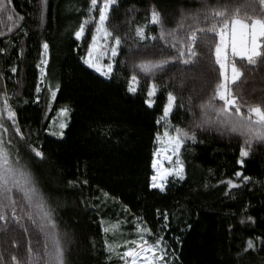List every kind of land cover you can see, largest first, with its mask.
Returning a JSON list of instances; mask_svg holds the SVG:
<instances>
[{
    "label": "trees",
    "instance_id": "trees-1",
    "mask_svg": "<svg viewBox=\"0 0 264 264\" xmlns=\"http://www.w3.org/2000/svg\"><path fill=\"white\" fill-rule=\"evenodd\" d=\"M89 3L48 0L41 22L40 0H11V14L14 19H22L12 25L8 14L0 16V31L5 32L0 37V48L6 49L0 53V93H15L10 103L17 111L23 139L14 130L10 132L19 155L55 211L58 230L67 233L64 242L69 264H108L102 220H120L132 228L139 218L140 223L156 232L163 223L157 210L169 213L172 230L166 238L178 254L176 264H264V251L235 258L238 246L248 238L256 239L259 247L258 238L264 236V186L250 183L230 190L226 183H219L229 178L240 183L234 173L239 168L240 147L245 146L243 138L215 128H192L193 118L186 111L189 97L199 105L219 82L214 54L205 50L207 58L189 65L173 61L154 76L136 69L138 90L127 91L134 64L175 54L160 41L150 42L154 47L142 46L135 38L136 26L148 23L155 7L166 26L175 27L182 12L187 14L201 6L199 0H117L106 27L113 35H126L127 39L118 55L124 63L114 65L109 78L89 68L82 59L87 55L94 23L80 39L74 36ZM93 16L98 19V9ZM8 27H12L11 32ZM148 32L158 35L159 26L149 24ZM45 40L50 45L46 57L49 62L42 78L37 65L41 66ZM236 60L243 74L231 83L233 94L251 103L260 102L264 98V57L258 58L255 65L246 59ZM13 66L17 67L16 73L11 72ZM152 83L157 85V92L155 104L149 107L145 100ZM37 84L41 87L39 93L35 91ZM49 89L56 92L55 99ZM168 91L177 97V105H185L174 106L169 123L187 128L190 134L195 132L198 142L186 141L181 148L186 179L171 180L161 192L149 185L155 138L160 130L156 121L162 115ZM64 107L70 109L64 136L45 132L50 119ZM192 110L198 115V108ZM246 147L251 155L245 159L244 174L253 181H264V142ZM34 148L42 150L44 157H36ZM84 180L88 181L86 185ZM103 192L109 193L107 200ZM15 198L22 201V194ZM247 203L251 210L246 215L256 220L255 225L247 221L240 224L246 219L243 207ZM27 211L26 205L24 212L18 207L19 222L0 221V252L7 264H11V254L25 261L30 247L43 250L46 240L39 217L34 216L37 223H33L25 215ZM230 225L234 232L229 233ZM173 236L180 242L172 240ZM148 238L151 240V236ZM112 264L118 261L113 258Z\"/></svg>",
    "mask_w": 264,
    "mask_h": 264
},
{
    "label": "snow or ice",
    "instance_id": "snow-or-ice-1",
    "mask_svg": "<svg viewBox=\"0 0 264 264\" xmlns=\"http://www.w3.org/2000/svg\"><path fill=\"white\" fill-rule=\"evenodd\" d=\"M11 0H0V16L7 15V20L15 25L18 19H14L11 14L12 9L8 7ZM117 0H90L86 9V15L74 31L76 39L85 35L86 28L94 23L92 29L91 43L88 45L87 58H83L84 63L100 73L104 77H110L114 72V65L124 61L118 60V55L122 51L123 41L127 39L125 35H113V32L106 27L109 20L110 9L116 5ZM200 7L190 13H183L180 19L175 23V27L166 26L162 14L152 8L150 11V20L144 25H137L135 28V38L142 46L154 47L150 42L160 41L163 45L175 51L174 55L167 56L159 60L146 59L133 65V75L128 81L127 91L136 93L139 80L135 70L139 69L145 75L154 76L165 65L176 61L184 65L193 64L200 59L207 58L205 50L214 54V66H219V82L210 96L199 105H195L191 97L188 98V111L192 118V128L206 129L215 128L217 131L228 134H237L243 138L244 145L240 147L239 157L237 159L238 170L234 176L240 179L236 183L229 178L219 183L227 184L228 189H240L250 183L264 186V181H253L252 177L244 174L245 159L249 158L251 153L247 145L253 142H264V98L260 102L251 103L233 94L229 87V81L235 83L241 76L242 70L237 66L236 58L246 59L251 65L257 64L258 58L264 57V0H199ZM48 0H40V20L45 19ZM98 9V19L93 16V12ZM150 25L159 26L158 35L151 32L146 34V28ZM203 25V26H201ZM12 31V27H8ZM183 32V35L180 33ZM5 32L0 31V37ZM102 39L103 43L99 40ZM49 43L45 40L42 44L41 64L47 65L46 58L49 52ZM201 51L198 53L197 49ZM6 52L5 48H0V53ZM107 57L108 62L103 63ZM41 77L43 78L45 69L40 65ZM12 73L17 72V67L11 68ZM2 75V74H0ZM51 91L53 99L56 92ZM35 91L39 93L41 87L37 84ZM157 85L152 83L147 91L145 103L152 107L155 104V95ZM15 93L10 96L5 90L0 93V221L5 224H11L13 221L19 222L21 216L18 215V207L24 212L25 205L28 211L25 215L33 219L38 216L40 230L45 235V244L42 252L34 251L31 247L28 249V255L25 261H21L17 255L11 254V264H69L67 259L68 249L64 241L67 240V233L61 234L58 230L57 221L54 218L55 211L48 204L47 198L38 187V181L29 165L23 161L19 155L17 144L14 143L13 134H18L23 139V133L18 124L17 111L10 103ZM39 95L36 100L39 101ZM174 106L185 108L180 102L177 105V97L172 91L167 92L166 103L163 106L162 115L157 119V124H163V132L157 133V139L163 141L167 146L154 153L152 168L155 170L151 176L150 187L158 189L161 192L166 191L169 184V177L179 181L186 179L185 162L180 157L182 146L186 141L198 142L195 132L189 133L187 128L173 126L169 123L171 115L174 114ZM198 108L197 112L193 108ZM60 113L66 118L70 109L61 108ZM68 127L66 120H61L55 125L45 128V132H50L53 136H64V129ZM174 128V131L171 129ZM170 150V154L169 153ZM35 156L43 158L44 153L39 148L32 149ZM164 155V161L171 164V167H165L164 163L158 158ZM75 181L72 182L75 186ZM83 184L88 181L84 180ZM16 194H22V201H18ZM105 200L109 198V193L103 192ZM127 210V209H126ZM251 210V204L247 203L243 207V213L246 219H241L240 224L246 221L255 225L256 220L246 215ZM157 216L161 217L163 223L156 232L150 227H142L137 218L135 228L136 238L124 240V249L117 251L120 245L116 242L104 240L105 250L107 252V262L112 264L113 256H116L122 264H176L178 254L171 247L166 233L172 230L169 213L157 210ZM103 223V222H102ZM120 225L117 223L111 227H104L103 232L107 235L109 232L115 233ZM190 227V226H189ZM185 229H182V231ZM229 233L234 232L235 228L230 225ZM151 236V240L148 238ZM172 240L180 242L179 237L173 236ZM259 247L256 239L248 238L245 244L238 246L237 256L246 255L251 251H264V236L259 237ZM0 264H7L4 255L0 252Z\"/></svg>",
    "mask_w": 264,
    "mask_h": 264
},
{
    "label": "rangeland",
    "instance_id": "rangeland-1",
    "mask_svg": "<svg viewBox=\"0 0 264 264\" xmlns=\"http://www.w3.org/2000/svg\"><path fill=\"white\" fill-rule=\"evenodd\" d=\"M99 42L100 43H103V40L102 39H100L99 40ZM85 58H87V55H86V57ZM106 58V60H107V57H105ZM103 63H104V60L102 61ZM107 62H108V60H107ZM106 62V63H107ZM87 65V64H86ZM44 66L45 65H43V64H41V67H43L44 68ZM88 66V65H87ZM89 67V66H88ZM89 68H91V67H89ZM92 69V68H91ZM94 70V69H93ZM95 71V70H94ZM100 74V73H99ZM101 75V74H100ZM103 76V75H102ZM104 77V76H103ZM105 78H109V77H105ZM231 81H229V87H230V85H231ZM60 110V109H59ZM57 111L55 114H54V116L50 119V121H49V126H52L53 127V130H57L56 128H55V125L56 124H58L61 120H66V122H67V119H68V116L65 118L61 113H60V111ZM161 117V116H160ZM159 117V118H160ZM172 131H174V129L172 128L171 129ZM159 132L162 134V132H163V124H160V130H159ZM49 134H50V132H48ZM167 145L163 142V141H161V140H158L157 139V135H156V138H155V148H154V151H153V156H152V160L154 159V158H157V157H155L154 156V153H156L157 151H160V150H163L165 147H166ZM168 154H170V150H169V153ZM161 161H162V163H164V166L165 167H171L172 165L171 164H169L168 162H166V161H164V155L163 154H161L159 157H158ZM151 166H152V163H151ZM154 169L152 168V175L154 174ZM151 175V176H152ZM171 180H176V179H174V178H172V177H169V182L171 181ZM102 196H103V194H102ZM104 198V197H103ZM102 229L104 228V227H111L112 225H115V224H119L120 225V227H119V229L115 232V233H112V232H109L107 235L105 234V239H108L110 242H116V243H118L119 245H120V247L117 249V251H119V252H121L122 253V251H123V249H124V244H123V241L124 240H131V239H135L136 238V233H135V228H136V226H137V222H134L133 223V227L132 228H128V227H126V226H128L127 225V223L126 222H122V221H120V220H116V219H114V220H102ZM140 223V222H139ZM140 226H142V227H145L142 223H140ZM124 229V230H123ZM113 258L116 260V262L118 261V264H122V261H120L116 256H113Z\"/></svg>",
    "mask_w": 264,
    "mask_h": 264
}]
</instances>
